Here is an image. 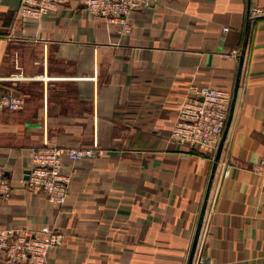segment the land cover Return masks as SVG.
<instances>
[{"label":"crops","instance_id":"0c3cea01","mask_svg":"<svg viewBox=\"0 0 264 264\" xmlns=\"http://www.w3.org/2000/svg\"><path fill=\"white\" fill-rule=\"evenodd\" d=\"M19 5L0 0V95L25 99L21 110L0 109L11 186L0 228L58 230L45 264H187L206 200L192 264H264L253 172L264 159V15L249 16L264 0H157L131 13L128 35L77 0L38 21L19 18ZM191 85L231 92L216 165L218 149L204 155L170 139ZM45 143L100 151L62 157L70 182L60 207L24 183L28 149Z\"/></svg>","mask_w":264,"mask_h":264},{"label":"built area","instance_id":"2783aa9c","mask_svg":"<svg viewBox=\"0 0 264 264\" xmlns=\"http://www.w3.org/2000/svg\"><path fill=\"white\" fill-rule=\"evenodd\" d=\"M18 16L26 21H38L50 15L66 0H19ZM87 13L115 28L119 34L128 35L132 31L130 15L133 11L151 8L157 0H77ZM264 15L260 8L249 12L252 18ZM228 28H222L226 32ZM233 50L225 56L236 57ZM231 92L212 86L191 85L186 90L170 131V139L179 144H192L201 154L212 156L219 147L223 130L228 119ZM25 105L22 96L5 93L0 95V109L21 110ZM264 140V136H263ZM100 151L91 148H59L43 144L28 149L30 167L24 183L30 192H42L55 207L62 206L68 197L70 178L60 172L61 159L72 162L99 156ZM253 172L262 177L264 192V159L253 167ZM230 167L224 171L228 177ZM11 186L0 166V197L7 198ZM63 235L50 225H42L37 230L6 227L0 228V264H45L48 252L61 245ZM197 264L210 261L199 259Z\"/></svg>","mask_w":264,"mask_h":264},{"label":"water","instance_id":"95a60500","mask_svg":"<svg viewBox=\"0 0 264 264\" xmlns=\"http://www.w3.org/2000/svg\"><path fill=\"white\" fill-rule=\"evenodd\" d=\"M245 39H246V37H245ZM244 50H245V42L243 44V48H242L240 56H239V65H241V63L243 61ZM223 137H224V135H222L221 142L219 144L216 157L214 159V165H216V163L219 160V151H220V147H221V144H222ZM205 204H206V200L204 201V204H203V208H202V211H201V217H200V220H199V223H198V227H197V230H196V233H195V237H194V240H193V244H192V247H191V252H190L187 264H192L193 256H194L196 245H197L198 235H199V231H200V227H201L202 215H203V212H204V209H205Z\"/></svg>","mask_w":264,"mask_h":264},{"label":"trees","instance_id":"16d2710c","mask_svg":"<svg viewBox=\"0 0 264 264\" xmlns=\"http://www.w3.org/2000/svg\"><path fill=\"white\" fill-rule=\"evenodd\" d=\"M3 94H5V93H3Z\"/></svg>","mask_w":264,"mask_h":264}]
</instances>
